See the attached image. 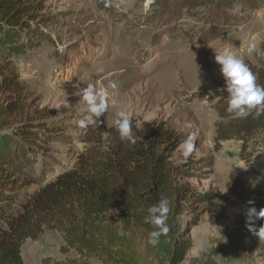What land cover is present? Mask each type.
I'll list each match as a JSON object with an SVG mask.
<instances>
[{
	"label": "rangeland",
	"instance_id": "obj_1",
	"mask_svg": "<svg viewBox=\"0 0 264 264\" xmlns=\"http://www.w3.org/2000/svg\"><path fill=\"white\" fill-rule=\"evenodd\" d=\"M43 1L41 33L22 54L12 56L11 63L32 108L53 113L60 134L43 153L27 149L17 156L11 170L19 194L13 212L71 170L84 150V129L78 122L87 106L80 92L93 84L109 93L108 110L101 116L107 127L124 111L136 126L161 123L184 138L196 134L193 154L185 162L179 146L172 163L188 192L206 193L213 200L211 205L188 199L192 211L180 208L177 226L191 242L181 264H264L258 256L260 243L247 239L246 208L226 189L230 176L252 185L260 180L248 173L240 142H223L214 151L219 98L213 94L224 87L215 53L227 48L258 66L246 47L255 43L259 48L264 42V8L229 29L238 22L239 9L231 7L230 0H153L147 12L146 0ZM223 29L227 32L219 37ZM112 82L115 89L109 87ZM261 155L254 144L244 157L256 160ZM62 245L55 231L26 240L23 264H41L45 258L62 261ZM74 257V252L66 256ZM145 264L168 263L161 257Z\"/></svg>",
	"mask_w": 264,
	"mask_h": 264
},
{
	"label": "trees",
	"instance_id": "obj_2",
	"mask_svg": "<svg viewBox=\"0 0 264 264\" xmlns=\"http://www.w3.org/2000/svg\"><path fill=\"white\" fill-rule=\"evenodd\" d=\"M229 2L239 8L235 16L238 22L229 29L264 8V0ZM43 12V0H0V98L4 99L0 101V264H23V243L37 240L45 231L61 235L59 253L65 258H45L41 264H89L91 260L100 264H145L161 257L168 264H181L191 242L177 226L180 208L191 210L188 199L211 204L213 198L188 192L178 182L180 171L174 168L172 155L185 138L161 123H132L136 143L129 144L121 141L115 127H107L101 117L99 127L84 129V150L72 169L24 199L13 212L19 194L11 170L17 156L27 149L43 153L46 144L60 134L53 113L32 108L11 63L12 56L22 54L27 44L38 38L45 21ZM225 32L223 29L217 35ZM258 49H264V42ZM255 58L258 66L244 62L257 83L264 86V58ZM213 94L219 98L214 151L223 142H240L248 173L260 180L252 185L240 176H230L226 189L246 210L250 200L257 209L264 208V114L233 118L226 111L228 94L224 87ZM7 130L9 135H1ZM104 144L109 151L101 150ZM254 144L262 150L261 157L245 158ZM162 198L171 208L167 221L170 231L153 245L149 242L153 229L144 217L147 209ZM261 223L264 221H256V227ZM247 234L248 240L259 243L248 230ZM70 252L75 253L72 259L66 258ZM258 256L264 258V247L258 250Z\"/></svg>",
	"mask_w": 264,
	"mask_h": 264
},
{
	"label": "clouds",
	"instance_id": "obj_3",
	"mask_svg": "<svg viewBox=\"0 0 264 264\" xmlns=\"http://www.w3.org/2000/svg\"><path fill=\"white\" fill-rule=\"evenodd\" d=\"M153 0H146L144 10H149V5ZM248 54H255L264 58V49H258L255 43H250L246 47ZM215 62L219 65L220 73L224 79V90L228 94V103L226 111L233 118H246L249 115L259 117L264 114V86L256 81L249 66L242 58L234 55L229 49H224L220 53H215ZM110 88L115 89V82L110 83ZM81 99L87 106V114L78 122V127L87 129L89 127H99L102 123L101 116L104 115L109 106V93L104 87L97 88L93 84H88L80 92ZM114 127L121 141L129 144L136 143V137L133 132L131 116L120 111L114 120ZM107 139V134L105 135ZM196 134L190 133L181 143V155L184 161L196 150ZM102 151H109L107 144L101 148ZM250 206L246 212V227L248 231L254 235L260 245L264 247V223L257 228L256 221H264V208L257 209L254 201L247 202ZM171 208L169 201L162 198L157 204L147 209V215L144 222L152 227L149 232V242L153 245L159 243L161 236H167L170 231L167 223Z\"/></svg>",
	"mask_w": 264,
	"mask_h": 264
}]
</instances>
